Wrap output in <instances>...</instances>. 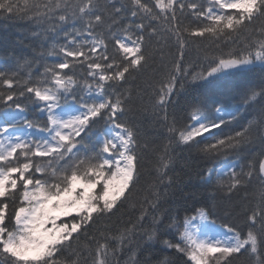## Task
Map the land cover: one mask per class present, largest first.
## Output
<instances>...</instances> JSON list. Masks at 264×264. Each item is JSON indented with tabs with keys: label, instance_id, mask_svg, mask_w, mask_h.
Wrapping results in <instances>:
<instances>
[{
	"label": "snow or ice",
	"instance_id": "obj_1",
	"mask_svg": "<svg viewBox=\"0 0 264 264\" xmlns=\"http://www.w3.org/2000/svg\"><path fill=\"white\" fill-rule=\"evenodd\" d=\"M185 10L199 21L195 27L183 26ZM0 16L48 20L54 33L70 25L64 35L71 37L72 45L60 46L64 59L46 65L36 80L31 74L22 79L18 72L10 75L0 68V264H120L125 248L131 251L147 209L142 206L136 223L115 232L106 221L130 204L140 179V149L149 147L147 142L141 145L135 126L122 122L133 102L132 89L124 86L147 71L157 55L156 72L162 78L154 88L148 84L151 111L167 125L171 138L157 156L159 183L154 199L146 203L157 209L160 186L166 190L173 183L168 177L173 142L197 148L207 160L223 158L221 167L209 168L201 180L214 184L228 199L254 176L260 180L258 202L243 209L246 232L227 223L219 226L223 232L214 230L212 213L202 206L183 220L169 217L176 238L163 245L184 258V264H233L245 255L252 264H264V110L239 131L223 132L229 123L223 118L224 108L233 94L249 106L264 101V0H0ZM85 35L90 39H83ZM153 37L163 44L150 51ZM172 37L177 55L168 59L164 50ZM190 37L216 49L244 40L227 52L201 49L207 66L197 70L194 62L185 63ZM109 43L115 50L112 55ZM85 63L88 71L78 78L76 68ZM257 72L258 86L236 82L237 77ZM80 93L96 98L87 103ZM180 94L193 96L188 112L192 123L183 128L177 127L175 115L169 121L167 111ZM21 100L39 103L46 123L23 115L27 104ZM213 111L216 118L209 116ZM100 121L104 126L97 129ZM21 126L46 132L47 138L17 135ZM257 140L261 158L256 162L229 160L230 154ZM162 223V217L153 215L152 229L144 233L146 244L159 239ZM94 226L95 233L90 231ZM130 260L135 264L134 253Z\"/></svg>",
	"mask_w": 264,
	"mask_h": 264
},
{
	"label": "trees",
	"instance_id": "obj_2",
	"mask_svg": "<svg viewBox=\"0 0 264 264\" xmlns=\"http://www.w3.org/2000/svg\"><path fill=\"white\" fill-rule=\"evenodd\" d=\"M151 2V0H149ZM197 3H206V0H195ZM178 16L181 14L178 12ZM183 26L195 27L199 21L195 16L191 15L190 10H185L181 16ZM259 23V22H258ZM158 28L162 25L157 24ZM52 22L48 20L37 21L29 18L24 20L6 19L0 16V68L6 69L11 75L18 72L20 78L28 79L29 74L33 80L39 78V73L43 72L46 65L50 66L64 59L63 53L58 51L60 46L67 45L71 37L65 38L64 33L71 31L70 25H64L63 31L57 29L54 33L51 31ZM82 37L76 36V40H81ZM83 39H90L86 35ZM146 44L148 43L147 34L145 36ZM190 43L186 49L185 63L194 62L197 65V70L200 66L206 67L203 52L201 49L207 48L210 52L218 53L220 51L227 52L230 48L239 47L244 37L237 41L235 45L221 44L220 49L214 46L209 47L207 42L196 37H190ZM163 41L157 43V38L153 37L149 50H154L160 47ZM57 51L53 53V48ZM115 52L111 43H109V55ZM168 59L173 55H177L175 37L168 41V45L164 50ZM71 60L72 58H68ZM31 62L32 67L28 68L27 64ZM160 66V56L157 55L154 63L147 71L138 74L135 79L129 78L125 88L130 87L133 91L132 111L126 112L122 117V122L135 126L138 130V139L143 145L148 143L147 149L141 148L142 153L140 160V179L137 189L134 191L133 198L129 205L121 209L116 216H113L110 221H106L111 226L112 232L117 229H123L129 226L130 223H136L137 217L142 211V206L147 209V216L143 221V228L138 230L134 235L131 244V251L126 247L123 255L119 257L120 264H133L130 257L135 254V264H161L165 259L172 261V264H184V258L179 257L174 251L167 249L163 245L164 240H175V228H169V217L176 216L183 220L185 215H192L198 207L207 206L211 211V220L215 221V225L227 223L246 232L245 216L243 209L245 207H253L258 202V193L260 180L255 176L247 187L241 188L235 192L230 199L226 198L223 192L215 191L214 184L206 185L201 176L206 174L209 168H220L223 163V158L217 160H207L203 158L197 148L176 146L173 142L174 153L173 165L168 169V177H171L173 183L171 186H160V202L157 209L153 210L146 199H154L153 192L156 185L159 183V176L155 171L157 156L163 150V146L171 138L167 132V125L160 116L153 114L151 111L152 88L148 87L149 82L153 88L158 86L159 80L162 78L156 72ZM67 71V70H66ZM88 71L86 63L77 66L76 76L79 78ZM240 85L258 86L260 75L259 73L249 74L243 77L235 78ZM3 86H0L2 88ZM179 84H177V88ZM83 96L84 102L91 103L95 96H89L85 93H80ZM174 103L168 106L169 121L172 116L177 118V127L183 128L186 124H191L192 121L188 118L190 104L193 101L192 95L180 94L173 97ZM21 103H26L27 108L24 115L32 121L44 125L46 116L40 113V105L32 104L25 100ZM147 107L149 110L144 112ZM264 110V101H257L251 106L246 105L239 95L233 94L225 108L224 116L226 122H229L227 127L223 128L225 134H230L233 131H239L242 127L247 126L250 121H256L260 113ZM231 114V115H229ZM3 116V108L0 106V117ZM210 118H216V113L210 112ZM235 116V120L231 117ZM104 121H100L96 128H103ZM23 127V126H21ZM35 129H31L33 131ZM220 131V130H215ZM46 133V132H44ZM208 136V134H205ZM38 140L34 136H29L28 140ZM203 139V138H197ZM210 140V137H209ZM208 142V140H205ZM261 145L257 140L256 143L248 148H245L240 153L230 154L229 160L238 161L239 164L247 165L249 160L256 162L261 157L259 153ZM40 160L42 158H36ZM46 159V158H45ZM247 170V169H245ZM39 176V173L36 174ZM166 183V182H165ZM215 191V199L212 198V193ZM247 194V195H246ZM134 204L133 208L131 205ZM214 205V206H213ZM11 211V208L9 209ZM156 215L162 217L163 223L158 226L157 241L150 244L145 243V231L152 229V217ZM97 226L90 229L95 233ZM83 243V242H82ZM233 264H252L248 256H241L235 260Z\"/></svg>",
	"mask_w": 264,
	"mask_h": 264
},
{
	"label": "rangeland",
	"instance_id": "obj_3",
	"mask_svg": "<svg viewBox=\"0 0 264 264\" xmlns=\"http://www.w3.org/2000/svg\"><path fill=\"white\" fill-rule=\"evenodd\" d=\"M40 105V104H39ZM40 113L42 115H45L47 116L46 112H41ZM24 115V113H23ZM17 135H20L22 137H25L26 139H28L29 136H34L36 139H41L42 137L43 138H47V133H44V132H40L38 130H33L31 131V129H27V128H24V127H21L20 129L17 130ZM214 226H217V225H214ZM219 227V226H217ZM220 228V227H219ZM214 230L218 231V232H223V229H217L216 227L214 228Z\"/></svg>",
	"mask_w": 264,
	"mask_h": 264
},
{
	"label": "bare ground",
	"instance_id": "obj_4",
	"mask_svg": "<svg viewBox=\"0 0 264 264\" xmlns=\"http://www.w3.org/2000/svg\"><path fill=\"white\" fill-rule=\"evenodd\" d=\"M215 227H216L217 229H220V228H219V227H217V226H214V228H215Z\"/></svg>",
	"mask_w": 264,
	"mask_h": 264
}]
</instances>
